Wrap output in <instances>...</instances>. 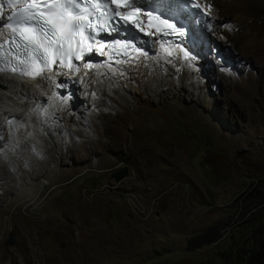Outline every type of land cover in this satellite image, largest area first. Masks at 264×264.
Listing matches in <instances>:
<instances>
[{"label": "rangeland", "instance_id": "374dc122", "mask_svg": "<svg viewBox=\"0 0 264 264\" xmlns=\"http://www.w3.org/2000/svg\"><path fill=\"white\" fill-rule=\"evenodd\" d=\"M257 2L258 15L244 21L232 0H215L216 43L201 49L199 69L161 107L129 97L138 111H119L83 134L59 136L51 123L45 149L29 125L10 135L19 147L32 139L39 152H21L28 163L15 186L0 185V264H226L228 251L241 257L261 242L248 234L264 224V0ZM122 168L130 174L116 183ZM130 195L149 203L142 221L130 216ZM212 226L222 239L189 250L188 240Z\"/></svg>", "mask_w": 264, "mask_h": 264}, {"label": "bare ground", "instance_id": "6f19581e", "mask_svg": "<svg viewBox=\"0 0 264 264\" xmlns=\"http://www.w3.org/2000/svg\"><path fill=\"white\" fill-rule=\"evenodd\" d=\"M201 1L204 6H207L212 1L214 9L212 6L210 13H215V0ZM232 1L240 14L239 17L244 21H252V18L258 15V9H262L257 2L260 0ZM212 18L214 19V16ZM216 19L219 20V16H216ZM113 27L116 28L113 34H117L119 31L118 26ZM213 28L212 32L209 29H196L198 32L180 44L160 41L151 45L141 44L139 53L134 54L130 58L113 59L109 62L105 60L106 63L104 64H96L91 69H82V72L76 77L78 83L72 87L74 94L69 100L66 97L62 102L56 101L55 104L47 103L49 98L56 100L61 98L63 93L59 90L58 95L53 97L50 94L52 86L49 85L51 81L48 78L43 82L37 79H25V82L20 78L17 79L16 74L7 73L6 71L0 72V136H4V139L0 140V156H2L0 158V185L3 190L5 191V189L15 186V176L28 163L21 157V152L26 151V148L31 150L32 153L39 152L34 141L25 136L20 147L16 142L14 144L6 132L7 126L14 132L17 131L18 134L24 135L26 128L23 124L29 125L28 132H32L36 138L44 140L45 146H42L45 149L51 147L50 141L54 140V136L50 131L51 123L55 124V126L53 125L54 131L59 136L62 133L69 132L83 134L84 130L90 127V124L100 123L102 125L105 121H115L119 117V111H127L129 108H131L130 110L138 111L139 108H136V104L131 107L130 99L137 103L139 97L143 96L147 106L161 107L162 104L168 103L171 90L177 91L179 88L184 87L187 80L190 77L192 78L194 70L196 68L199 69L201 49L206 48L205 51H208L210 43H216V41L211 40L210 34L222 29L220 26L216 27V24ZM257 32L259 33L258 30L253 31L255 34ZM1 35L4 38L6 37L0 26ZM216 45L221 46L219 43ZM169 52L171 55L168 54ZM185 52H188L189 57L192 59L185 57ZM99 57L104 58V56H96L92 59L100 63ZM95 68L104 72L108 80H104L98 75ZM92 81L95 84L90 85ZM34 83L41 85L42 90L47 93V97L39 89L37 90L33 87ZM98 92L99 96L96 95L98 102L93 101L91 99L93 98L92 94H98ZM118 95H120L119 99L117 98ZM175 96H178L177 92H175ZM129 97L131 98L129 99ZM84 102H89V104L82 106ZM104 108H112L115 113L104 110ZM87 110L96 113L93 112V115H89L86 112ZM47 115H49L48 119H46ZM7 119H9V123L6 121ZM69 122H74L77 127L71 129L68 125ZM42 129L47 132L48 137L41 132ZM6 142L9 143H7L5 148L4 144ZM5 155H7L6 158ZM175 189H179V187L176 186ZM0 195H2L1 192ZM130 196V202L139 201L136 196ZM1 200L2 197H0V202H2ZM148 204L145 200L142 218L150 214V211H146L145 208ZM147 208H150V206ZM28 260H32L30 256ZM29 262L31 261L26 263L30 264ZM26 263L17 262L16 264Z\"/></svg>", "mask_w": 264, "mask_h": 264}, {"label": "snow or ice", "instance_id": "6c2138e0", "mask_svg": "<svg viewBox=\"0 0 264 264\" xmlns=\"http://www.w3.org/2000/svg\"><path fill=\"white\" fill-rule=\"evenodd\" d=\"M19 8L17 23L11 27L15 38L11 41L12 51H7V42L0 44V57L8 56L16 61L11 71L36 79L49 69L51 64H64L66 57L83 59L90 55L94 46L100 54L105 48L118 54L127 53L131 47L116 40L109 44L97 37L102 33L111 35L113 25L123 22L144 31L147 35L170 36L185 33L162 15L142 13L137 0H8ZM192 6L201 8L205 15L211 12V4L201 6L199 0ZM154 22V23H153ZM163 25V27H160ZM230 27V26H229ZM167 43V42H166ZM171 55V53H168ZM189 57L188 52L184 53ZM190 58V57H189ZM192 59V58H190ZM85 67H91L86 63ZM0 68V71H4Z\"/></svg>", "mask_w": 264, "mask_h": 264}, {"label": "trees", "instance_id": "16d2710c", "mask_svg": "<svg viewBox=\"0 0 264 264\" xmlns=\"http://www.w3.org/2000/svg\"><path fill=\"white\" fill-rule=\"evenodd\" d=\"M248 234H251L254 238L262 239L261 242L257 246L246 250L241 257H238V255L233 256L231 251H228L227 255L230 254L232 260H226V264H264V224L260 223L257 227L254 226L249 229ZM222 237L221 229L218 226L209 227L202 234L188 240V249L193 251L204 246L213 245L220 241ZM236 258L239 261H236Z\"/></svg>", "mask_w": 264, "mask_h": 264}, {"label": "built area", "instance_id": "2783aa9c", "mask_svg": "<svg viewBox=\"0 0 264 264\" xmlns=\"http://www.w3.org/2000/svg\"><path fill=\"white\" fill-rule=\"evenodd\" d=\"M179 189H171V191L166 192V194H171V195H176L178 193ZM177 197V196H176ZM157 204L154 205L153 209L151 210V218L154 216H157L158 210H157ZM127 207L129 208V213L132 218H135L137 220L142 221V212H143V205H144V200H140L138 202H126ZM195 215L197 213H192L191 217L195 218Z\"/></svg>", "mask_w": 264, "mask_h": 264}, {"label": "water", "instance_id": "95a60500", "mask_svg": "<svg viewBox=\"0 0 264 264\" xmlns=\"http://www.w3.org/2000/svg\"><path fill=\"white\" fill-rule=\"evenodd\" d=\"M130 174V170L128 168H122L120 170H118L116 173H114L112 175V178L114 179V181L116 183H120L122 180H124L125 178H127ZM16 243V235L14 233H10L6 244L8 246H13Z\"/></svg>", "mask_w": 264, "mask_h": 264}, {"label": "clouds", "instance_id": "9594fccd", "mask_svg": "<svg viewBox=\"0 0 264 264\" xmlns=\"http://www.w3.org/2000/svg\"><path fill=\"white\" fill-rule=\"evenodd\" d=\"M199 2L201 3V5H202L203 7H206V6H204V4H203V2H202L201 0H199ZM210 15H211V19H212V21H213V27H214V24H215V23H214V19L212 18L213 15H212L211 13H210ZM0 23H1V20H0ZM195 33H196V32H194V34H195ZM153 40H155V39H153ZM185 40H187V39H185ZM185 40H182V41H185ZM182 41H181V42H182ZM181 42H180V43H181ZM152 43H156V41H154V42H152ZM152 43H151V44H152ZM180 43H179V44H180ZM149 45H150V44H149ZM15 133H17V131L14 132L13 134H15ZM7 134H8V133H7ZM8 136H10V135H8Z\"/></svg>", "mask_w": 264, "mask_h": 264}]
</instances>
